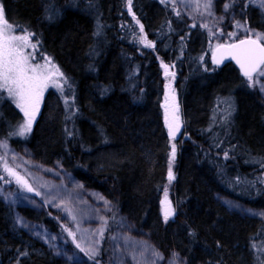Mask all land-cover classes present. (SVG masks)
<instances>
[{"label": "trees", "instance_id": "16d2710c", "mask_svg": "<svg viewBox=\"0 0 264 264\" xmlns=\"http://www.w3.org/2000/svg\"><path fill=\"white\" fill-rule=\"evenodd\" d=\"M250 1L237 4L240 19L264 32V12ZM1 2L6 20L28 31L67 80L62 94L48 93L21 141L40 161L61 163L112 202L92 264H111L119 211L147 229L165 255L177 252L188 264H264V221L230 213L215 198L220 193L264 209V99L234 63L212 62L213 43L201 26L167 0H132L131 10L128 0ZM163 67L185 121L174 140ZM4 96L0 138L17 144L11 124L20 114ZM6 162L0 151V186L11 179L16 189L25 187L7 177ZM169 201L175 215L165 221ZM25 214L77 250L73 228L61 225L57 212ZM0 264L74 263L22 231L0 196Z\"/></svg>", "mask_w": 264, "mask_h": 264}, {"label": "rangeland", "instance_id": "374dc122", "mask_svg": "<svg viewBox=\"0 0 264 264\" xmlns=\"http://www.w3.org/2000/svg\"><path fill=\"white\" fill-rule=\"evenodd\" d=\"M167 1L175 5L188 19L201 26L208 33L213 43L210 57L217 46L230 44L231 40L237 36L256 39V33L264 34V32L254 29L245 30L249 28L240 19L241 9L237 6L240 0ZM0 4H2L1 0ZM250 4L264 12V0H251ZM3 10L5 13L4 5ZM11 25L15 29V35L24 34L21 31L22 28L14 24ZM26 32L29 34L28 31ZM30 37L31 43L36 45L35 50L32 48L26 50L32 54L31 63L40 64L44 66L47 72L54 73L53 79L61 86L55 87L52 82H49L40 100L39 107L41 108L49 92L60 91L61 94L63 93L67 80L60 67L49 57L40 53L38 44L33 40L31 34ZM260 42L264 43V39ZM56 69H59V73H63L62 77L56 72ZM163 70L167 75L165 109L167 110L168 121L171 122L173 114H175L178 117V123L183 127L185 121L180 115L176 92L172 88L173 76L169 68L163 67ZM261 70H264V66ZM251 82L256 85L264 99V76L254 74ZM1 93L8 96L6 91H0ZM8 98L20 114L17 124H11L16 133L19 125L24 123L27 117L16 106L12 98ZM51 99L54 101L53 98ZM30 133L25 136L15 134V139L19 141L17 144L11 138H0V151L7 160L6 164H8V167L5 168L7 177L11 176L8 171L11 169L22 178L20 186L26 185L16 189L9 184L10 182L13 183L14 180L4 181L5 187L0 186V196L12 206L20 229L31 238L44 243L51 252L58 255L62 260L74 264H90V258L96 257L99 253L102 238L107 231L109 216L113 211L112 202L99 191L89 188L74 174L67 171L61 163L46 164L40 161L30 147L21 141L27 138ZM15 177L17 178V176ZM28 187H31L32 191H28ZM215 198L230 213L264 221V209L247 206L220 193H217ZM47 209L59 214L61 225L73 228L76 234L75 244L79 245L77 250L70 248L66 239L57 231L50 230L25 214V212H32L41 215L45 214ZM117 215L116 229L110 241L111 264H188L187 260L177 252L172 251L169 255H165L150 232L139 228L129 213L119 211Z\"/></svg>", "mask_w": 264, "mask_h": 264}, {"label": "snow or ice", "instance_id": "6c2138e0", "mask_svg": "<svg viewBox=\"0 0 264 264\" xmlns=\"http://www.w3.org/2000/svg\"><path fill=\"white\" fill-rule=\"evenodd\" d=\"M163 3L164 0H161ZM132 0H128V7L131 10ZM139 23V21H137ZM143 31V25L140 26ZM251 31L250 29H245ZM23 35H15V29L4 18L3 5L0 4V91H6L8 97L12 98L18 108L23 111L27 119L19 125L18 131L15 133L20 136H25L31 132L32 124L36 113L39 111V104L42 98L43 91L48 87L49 82L53 86L61 87L57 81L53 79L54 73L47 72L44 66L40 64H32V54L26 50L32 48L35 50L36 45L31 43L30 34L26 30L21 29ZM256 39H242L237 45L218 46L223 48L221 59L224 56H231L240 65L243 75L249 81L253 80V74L264 76V43L260 41L264 39V34L256 33ZM152 47L151 42L146 44ZM220 60H217L219 63ZM50 63V61H49ZM59 73V69H56ZM62 77L63 73H59ZM166 123H168L169 134L175 138L176 131L179 129L178 117L173 114L172 122L168 121V114H165ZM176 154V146H172V160L174 161ZM11 175L17 176L18 182H22L19 177L11 169H8ZM169 180H173L171 164L168 171ZM28 191H32L28 187ZM167 197V193H165ZM168 206L164 211V219L168 220L170 216L175 215V210L171 208V202H167ZM79 247V245H77ZM157 255H159L157 253Z\"/></svg>", "mask_w": 264, "mask_h": 264}, {"label": "water", "instance_id": "95a60500", "mask_svg": "<svg viewBox=\"0 0 264 264\" xmlns=\"http://www.w3.org/2000/svg\"><path fill=\"white\" fill-rule=\"evenodd\" d=\"M249 38L255 39L253 37L242 38V39L246 40V39H249ZM242 39H239V40H237V41H235L233 43H230V44H222V45H219V46L237 45V44H239V42ZM223 51H224V49L223 48H218V46L214 49V52H213V54L211 56L212 57V61L214 62V64L217 65V66H220V65H223L226 62H232L238 67V69L240 70L241 74L243 75V72H242V69L240 68V65L231 56H224L223 59H221V54H222ZM217 60H220V62L217 63ZM168 130H169V128H168ZM179 132H180V125H179L178 131H176L175 138L178 136ZM169 136H170V134H169ZM170 138L175 139L172 136H170Z\"/></svg>", "mask_w": 264, "mask_h": 264}, {"label": "bare ground", "instance_id": "6f19581e", "mask_svg": "<svg viewBox=\"0 0 264 264\" xmlns=\"http://www.w3.org/2000/svg\"><path fill=\"white\" fill-rule=\"evenodd\" d=\"M36 43H37V42H36ZM4 97L7 98V99H9L8 96H4ZM9 100H10V99H9ZM38 115H39V114H38ZM38 115H37V116H38ZM37 116H36V118L34 119L33 124L35 123V121H36V119H37ZM18 120H19V119H18ZM33 124H32V125H33ZM31 131H32V130H31ZM30 134H31V133H30ZM224 207H225V206H224ZM225 208H226V207H225ZM226 209H227V208H226ZM134 222L136 223V221H134ZM136 225L138 226L137 223H136ZM138 227H139V226H138ZM139 228H140V227H139ZM143 229H144V228H143ZM145 230H147V229H145ZM147 231H148V230H147ZM96 256H97V255H96ZM90 264H92V263H90Z\"/></svg>", "mask_w": 264, "mask_h": 264}]
</instances>
